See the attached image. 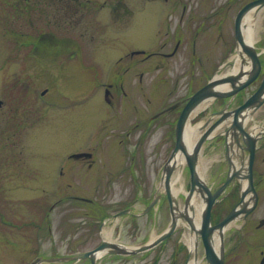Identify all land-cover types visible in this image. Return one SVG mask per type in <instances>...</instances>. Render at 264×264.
Here are the masks:
<instances>
[{
  "label": "flooded vegetation",
  "instance_id": "obj_1",
  "mask_svg": "<svg viewBox=\"0 0 264 264\" xmlns=\"http://www.w3.org/2000/svg\"><path fill=\"white\" fill-rule=\"evenodd\" d=\"M250 1L140 0L141 6L133 5L132 0L12 1L18 3L12 8L13 18L18 16L16 20L40 25L38 37L33 36L30 55L35 56L39 52L44 57L83 54L116 56L114 63L112 61L108 65L102 82L106 108L102 116L165 118L159 126L151 118L148 128L140 133L126 132L133 139L132 146H127L126 150L115 151L109 146L98 147L86 143L65 148L63 152H68L66 154L58 152L62 162L59 182L72 189L71 194L66 195L71 203H65L70 206L65 211L70 212L73 222L69 227L72 251L60 252L59 247L54 245L47 251L39 243L40 246L35 247L36 257L28 264H33L37 259L42 260V264H77L75 257L80 253V245L91 242L97 229V233L102 236L106 224L114 226L108 241L115 245H124L114 235L122 223L124 228L119 229V234L126 233L127 221L131 229L127 230L129 232L138 231L140 220L143 219L145 227L150 225L158 229L163 226L160 232L169 226L172 220L169 201L166 194L158 190V184L162 178L163 165L175 143L173 124L177 118L174 116H180L186 100L201 87L190 86L189 82L179 88V84L185 78L191 79L193 83L213 65L214 56L230 54L237 49L236 18L241 8ZM148 2L153 5L150 10L146 8ZM148 12L149 16L143 18ZM148 24L156 26L149 36L145 33L146 39L127 48L124 45L126 34L134 28L139 35L143 34ZM136 36L138 40L137 33ZM30 38L24 42L26 47L31 43ZM83 42H90L92 46L97 43L95 47L104 43V48L84 49ZM255 46L259 53L260 72L247 88L232 99L229 106L232 110L252 97L264 82V18ZM159 75H163V80L168 83L172 79L175 89L160 91L157 82ZM141 99L149 105V110H156L150 113L139 110L138 102ZM78 100L79 96H70L67 103L57 102L58 105L66 106L63 109L65 113H58V116H71L69 120H73L72 116H79ZM228 101L221 100L218 109H224ZM125 121L128 123L131 120ZM153 126L163 131L159 148L170 145L165 149L168 152L163 162H159L157 156L165 150H155V145L152 150L155 155L148 165L149 157L145 158L143 164L139 152L144 148L142 139L152 135ZM255 128H259L257 134L253 133ZM227 135L228 129L221 128L204 149L208 162L205 180L210 187V194L216 196L210 213L208 234L211 260L202 233L190 226H182L181 231L178 228L164 242L172 243L168 248L167 264H264V103L252 112L242 135L235 130L230 132V138ZM137 166L141 171L135 174ZM112 167H115L114 172L117 174L111 171ZM114 175H117L116 178ZM189 177L187 172L186 188H189ZM106 179L108 186H104L103 190L100 187L96 192L100 194L104 191L105 196L118 197L116 202L120 209L117 211H110L100 205L96 201L97 195L93 199L80 196L77 188H73L75 185L99 183ZM115 187H119L116 188L119 192L114 190ZM61 201L62 198L59 199ZM79 202L85 203L88 212L91 213V208H95L97 213L90 215L87 212L82 220L77 221L74 218L78 217ZM139 204L142 207H137ZM238 205L242 208L237 217L224 230L216 228ZM124 211L126 215L115 217ZM89 216H95L96 219ZM125 217L127 221L121 223ZM103 222H106L105 225ZM47 228L51 232L52 226ZM187 236L194 237V240L191 241ZM163 254L161 252V257L160 254L155 256L148 264L159 263ZM109 256V260H115L118 264H138L136 261L125 262L127 257L124 256ZM84 261L92 264L89 258Z\"/></svg>",
  "mask_w": 264,
  "mask_h": 264
},
{
  "label": "rangeland",
  "instance_id": "obj_2",
  "mask_svg": "<svg viewBox=\"0 0 264 264\" xmlns=\"http://www.w3.org/2000/svg\"><path fill=\"white\" fill-rule=\"evenodd\" d=\"M12 1L0 0V100L4 102L0 108V264H28L36 257L35 225L52 226L51 232L42 233L43 239L40 240V243L44 250L48 251L49 247L54 245L59 247L60 252L72 251L69 244L72 241V233L69 227L73 222L71 221L72 217L69 216L70 212L65 211L69 210L70 206L64 204L65 200L61 203L62 207L61 204L58 207L54 204L61 195L70 194L72 190L69 188L70 186L63 185L57 180L62 165L61 162L59 163L61 157L59 153L71 145L86 143L98 147L100 145L109 146L115 151L126 150V147L132 146L133 143V139L126 132L135 130L134 133L137 134L139 131H143L145 127L142 125L144 122L148 125L146 120L150 116H102L106 112V108L101 98V84L105 79L108 65L116 56L83 54L80 56L48 55L44 57L38 54L39 52L35 56L30 55L33 36L34 38L38 37L40 25L16 20L15 18L18 16L13 18L12 7L17 2ZM132 4L141 6L142 2L132 0ZM152 6L148 2L146 8L150 10ZM149 14L150 12L146 13L143 18ZM10 23H13L11 24V28L14 30L12 35L9 31ZM145 27H147L146 31L140 35L136 28L129 31L126 34L124 45L127 48L135 46L137 42L146 39L145 33L149 36L156 26L148 24ZM136 33L139 36L138 40ZM28 37H31V43L26 47L24 42ZM103 44H98L99 46L95 47L90 42H83L82 47L84 49L88 47L104 48ZM212 59L213 65L207 68L202 77L196 78L193 81L194 84L191 79L185 78L186 80H181L179 88L183 84L188 85L189 82L193 87L205 84L216 68V61L219 62L221 57L217 56ZM157 82L161 87L159 90L162 92L171 90V88L174 90L176 87L173 81L165 82L163 75L158 76ZM186 87L184 90L187 89ZM45 89H48V92L42 96L41 92ZM70 96H79L77 104L79 116H72L73 120H69L71 116H58V113H65V110L61 111L60 105L56 104L57 102H69ZM154 98L156 99L155 96ZM144 101L141 99V102H138L139 110L149 113L156 110L154 108L149 110V105ZM216 107H220V102L210 106L206 112L194 120V123L204 121L207 112H211ZM174 117L177 118V116ZM125 119L131 121L126 123ZM160 122L161 119L157 121L158 126ZM156 126L153 128V135L142 139L141 144L144 145V148H141L139 153L142 155L143 164L145 158L148 157L147 164H150L152 156L155 155L152 153L155 144L157 145L155 150L160 148L165 150L170 145L167 144L165 147L159 148V144L162 143L160 141L162 128ZM167 152L165 150L162 155L157 156L159 162H163L167 158ZM205 156L201 161L206 159ZM143 164L142 166H144ZM114 169L115 167H112L111 171L117 174ZM140 171L141 169L137 166L135 174ZM114 176L116 178L117 175ZM182 176L186 182V171ZM107 183L106 179L99 183L90 182L89 184L75 185L73 188H77L78 194L82 196L94 198L97 195L96 201L100 205L106 206L110 211H117L120 209L116 202L118 197L105 196L104 191L100 194L96 192L100 187L103 190L104 186H108ZM116 188L119 187L114 189L119 192V189ZM53 205L55 207L51 209ZM137 207H142V205L139 204ZM78 210V217L74 219L80 221L88 211L80 204ZM87 214L91 215L92 211ZM90 217L95 218V216ZM124 220L127 221V217L121 219V223ZM122 224L117 227L114 238L119 239L120 243L134 247L148 242L164 228L159 226L156 229L150 225L145 227V219H143L140 220L138 231L129 232L127 230L131 229L128 227L127 221L125 223L126 233L119 234V229L124 228ZM113 228L114 226L110 224L105 226L107 232L110 233ZM179 230L181 231L182 227ZM97 231L98 229L94 231L91 242L80 245L78 252L94 249L102 238L106 237L105 231L102 236ZM171 245L170 241L151 251L127 257L124 261L148 264L155 256L160 254L161 257V252H163V259L161 258L157 264H167L168 248ZM108 257L110 256L100 258L98 264H118L115 260H109ZM77 264L89 263L79 261Z\"/></svg>",
  "mask_w": 264,
  "mask_h": 264
},
{
  "label": "water",
  "instance_id": "obj_3",
  "mask_svg": "<svg viewBox=\"0 0 264 264\" xmlns=\"http://www.w3.org/2000/svg\"><path fill=\"white\" fill-rule=\"evenodd\" d=\"M262 7H264V0H256L248 5H246L242 11L240 12L238 19H237V27L239 28L241 19L245 13H247L250 10L254 11H259ZM238 43L242 47V52L240 54L241 59H242V66L246 64H250L253 67V71L249 72L251 75L250 77L246 76L248 74V70H245L244 67H242V72L239 74L236 73H230L224 76H219L213 78L206 86L198 90L194 95H192L185 106L179 120L176 126V147L174 149V152L169 159V162L165 166V174H164V182L166 186V192L171 204V211L173 215V222L171 223L170 227L168 230H166L158 239L149 242L148 244L136 248H131V249H126L124 247H115L116 250H113V252L120 253V254H137L141 253L147 250L152 249L154 246H156L158 243L166 239L169 235L173 233V231L176 228V225L178 223V217L186 219L190 224H193L190 216L188 215V208L191 206L192 202V195L194 194L193 192L197 190L199 193H203L204 190H207L204 182L200 179L198 172H197V163H198V155L200 152V148L202 144L206 141L208 138L209 134L212 132V130L218 125L219 122H215L210 126L208 130L200 137L198 142L196 143L195 147L193 148L192 151L188 149V146L185 141V134H186V125L188 123V120L190 119V115L192 114L193 110L202 102L209 100V99H218V98H225L232 96L236 94L240 89L246 87L250 81L252 80V74H257L258 72V57L256 52L254 51V48L252 45L246 43L244 40L242 34L240 33V29H238ZM229 88L227 90H222L221 86L228 85ZM264 98V84L262 87L259 89L257 94L247 102H245L241 107L235 110L234 112V119L232 123V128L234 127L235 129H239L240 131L243 130L242 126V119L240 116H243L250 110L253 105L258 106V104L262 103ZM0 101V105H1ZM231 112H223V118H226L227 116H230ZM183 154L185 157V161L187 165L189 166L192 174V188L189 193V196L186 200L184 210H180L179 207V202L176 197L173 196L172 193V187H171V178H172V173L176 169L177 166V159L178 155ZM184 166V165H183ZM183 167H181V170ZM213 198H210L208 200L206 210L204 213V220L202 224V233H203V238L204 242L206 244V247L209 249V242H208V221H209V214L211 207L213 205ZM239 213L238 210H234L221 224L218 225V227L222 230L223 227L234 217L237 216ZM193 226V225H192ZM110 247V244L107 242H103L97 249L90 251L88 253H85L80 256V258H86V257H91L93 264H95V259L96 255L98 253H104V251H107V248ZM105 251V252H106ZM109 251V250H108ZM209 259L210 254H209Z\"/></svg>",
  "mask_w": 264,
  "mask_h": 264
},
{
  "label": "bare ground",
  "instance_id": "obj_4",
  "mask_svg": "<svg viewBox=\"0 0 264 264\" xmlns=\"http://www.w3.org/2000/svg\"><path fill=\"white\" fill-rule=\"evenodd\" d=\"M259 19L257 20V18L253 15V12H251L250 14L247 15L246 19L244 22H246L245 26H242V31L244 32V37L246 39V41L253 43V41L256 39V35L258 32V29L260 28V23H258ZM234 64L231 67V69L228 70V73H235L239 70L240 65H241V56L239 54L235 55L234 58ZM248 66H246L247 68ZM224 75V74H222ZM225 75H227V72L225 73ZM222 90H227L229 88V85H225V86H221L219 87ZM209 103L207 102H203L202 104H200L192 113L193 115H195L196 113H198L202 108H204L205 106H207ZM244 123H249V115H244ZM241 118V116H240ZM200 125H191L188 124L187 125V129H186V134H185V141L186 144L188 146L189 150H192L194 148V144L196 143V141L200 138L201 135V129L199 127ZM220 128V127H219ZM218 128V129H219ZM217 131V130H216ZM214 131V132H216ZM259 131V128H255V130H253L254 134H257ZM177 166H176V173L174 174V178L171 179V184L173 186V191L174 193L177 195L184 187V180H183V176H182V171H181V167H183L184 163H185V157L183 154H179L178 155V159H177ZM206 167V161H201L200 165L198 166V171H202L204 170V168ZM184 190V189H183ZM194 194L192 195V199H191V206L188 208V212L189 215H191L193 222H194V226H199L197 224H200L201 222V208H202V198L199 195V192L197 190H195L193 192ZM179 218V217H178ZM111 233L105 229V235L106 238L111 239ZM186 238H190L191 241L194 240V237H186ZM126 248H131V247H126Z\"/></svg>",
  "mask_w": 264,
  "mask_h": 264
}]
</instances>
